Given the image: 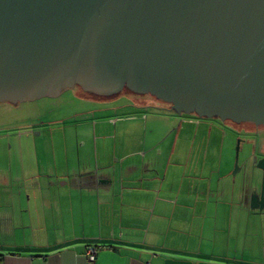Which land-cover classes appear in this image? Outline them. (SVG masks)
<instances>
[{
	"label": "water",
	"instance_id": "obj_1",
	"mask_svg": "<svg viewBox=\"0 0 264 264\" xmlns=\"http://www.w3.org/2000/svg\"><path fill=\"white\" fill-rule=\"evenodd\" d=\"M76 81L223 119L263 113L264 0H0V101Z\"/></svg>",
	"mask_w": 264,
	"mask_h": 264
},
{
	"label": "crops",
	"instance_id": "obj_2",
	"mask_svg": "<svg viewBox=\"0 0 264 264\" xmlns=\"http://www.w3.org/2000/svg\"><path fill=\"white\" fill-rule=\"evenodd\" d=\"M179 124L197 127L190 117ZM131 154H116L113 165L99 159L70 167V174L51 162L37 173L20 171L22 182L1 170L0 264H264L262 189L216 168L188 182L183 162H173L185 169L178 174L169 175L170 164L163 175L134 169ZM11 183L39 187V202L12 206Z\"/></svg>",
	"mask_w": 264,
	"mask_h": 264
},
{
	"label": "rangeland",
	"instance_id": "obj_3",
	"mask_svg": "<svg viewBox=\"0 0 264 264\" xmlns=\"http://www.w3.org/2000/svg\"><path fill=\"white\" fill-rule=\"evenodd\" d=\"M170 103L139 93L102 98L80 90L78 85L57 95L15 104L0 101V175L4 170L8 180L19 177L22 182L20 171L24 169L37 173L52 162L59 171L68 168L69 173L70 167L95 166L99 159L101 164L113 165L116 154L133 152L129 161L134 169H154L163 175L166 164H170L169 175L178 174L185 169L173 162H183L190 175L186 176L188 182L200 179L194 173L199 176L205 170L208 174L216 168L223 174L232 173L241 183L246 179L249 186L263 188L264 170L253 165L254 157L263 155V128L253 131L229 117L180 112ZM181 117H190L197 127L185 130L179 124ZM238 143L241 169L234 173ZM153 182L160 184L158 179ZM28 188L26 191L23 187V191L22 186L11 183L8 194L12 206L39 202V187ZM76 195L74 199L78 200ZM46 199L55 200L50 194ZM146 206L145 210H150L149 204Z\"/></svg>",
	"mask_w": 264,
	"mask_h": 264
},
{
	"label": "flooded vegetation",
	"instance_id": "obj_4",
	"mask_svg": "<svg viewBox=\"0 0 264 264\" xmlns=\"http://www.w3.org/2000/svg\"><path fill=\"white\" fill-rule=\"evenodd\" d=\"M77 84L84 86L85 88L89 89L92 93H94V95L100 96L102 98H111V97H114L115 95L120 94V93H139L141 95L152 96V97H155L156 99L164 101L162 98L158 97L157 95H155L149 91L137 90V89L131 87L130 85H128L127 83L123 84L120 88H115L114 90L105 91V92L98 90L97 88L92 87L90 85V83H87V82L76 81L73 86H75ZM170 106H172L174 110L175 109L178 110L176 107L173 106L172 102L170 103ZM162 107H165V106H162ZM180 112H184V110H181ZM231 119L235 122L240 123V124L247 125L253 131L254 130L259 131L260 128H263V134H262V138H261V141H262L261 146L263 148V155H261L260 157H254L253 165L256 167V165L259 163V160H261V159H262V161L260 163H261V165H264V110H263V113H260V114L259 113L258 114H246V115L241 116L239 118L234 117ZM238 146H239V143H238Z\"/></svg>",
	"mask_w": 264,
	"mask_h": 264
},
{
	"label": "built area",
	"instance_id": "obj_5",
	"mask_svg": "<svg viewBox=\"0 0 264 264\" xmlns=\"http://www.w3.org/2000/svg\"><path fill=\"white\" fill-rule=\"evenodd\" d=\"M95 257H96V249H95V247L94 246H89L88 250H87V258L90 261H93V260H95Z\"/></svg>",
	"mask_w": 264,
	"mask_h": 264
}]
</instances>
